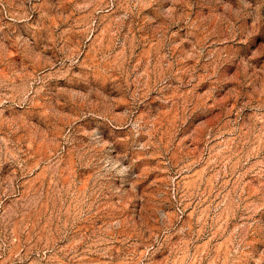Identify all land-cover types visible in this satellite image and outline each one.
Instances as JSON below:
<instances>
[{"label": "rangeland", "instance_id": "obj_1", "mask_svg": "<svg viewBox=\"0 0 264 264\" xmlns=\"http://www.w3.org/2000/svg\"><path fill=\"white\" fill-rule=\"evenodd\" d=\"M0 264H264V0H0Z\"/></svg>", "mask_w": 264, "mask_h": 264}]
</instances>
